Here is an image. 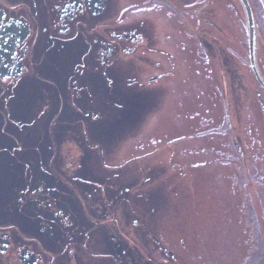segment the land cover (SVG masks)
Wrapping results in <instances>:
<instances>
[{
    "label": "flooded vegetation",
    "instance_id": "af4514ba",
    "mask_svg": "<svg viewBox=\"0 0 264 264\" xmlns=\"http://www.w3.org/2000/svg\"><path fill=\"white\" fill-rule=\"evenodd\" d=\"M237 1L236 8L230 6V10L237 20L240 35L230 34L229 39L223 41V49L228 54L226 59H232L241 69H248L261 88L250 62L245 10L241 0ZM246 1L255 25V67L264 82V0ZM194 7L198 9L191 11ZM162 8L168 10L167 15H162L159 10ZM219 10V0H0V121L6 125L0 126V135L6 140V144H0V264H94L96 258L89 248L102 250L105 247H109L111 254L106 253L103 259L97 256L102 263L123 264L126 250L119 253L123 242L132 244L136 250L134 264H204L200 257L189 255L190 242H200V237L188 239L190 231L185 228L188 225H183L182 232L172 239L167 235L168 229L163 233L156 228L155 210H141L137 202L133 209H124L125 191L121 181L114 184L96 176L99 181L93 182L86 168L95 146L67 145L71 149L66 151V157L77 158V161L60 160L62 144L48 146L45 152L52 154L53 161L49 155L50 161L45 167L41 159L43 136L39 132L45 122L42 103L48 102L49 96L39 83L43 84V63L52 51L56 69L53 82L56 136L67 131L63 123L70 121L75 116L73 113L81 115L82 119H97L94 113L98 102L114 99L109 92V71L116 68L123 70L121 77L128 85L124 86L123 79L116 87L130 91L135 84L148 95L142 87L147 73L156 71L158 79L168 77L167 60L178 64L180 58L181 72L184 78L186 76L182 87L186 104L189 91L194 89H189L187 83L192 55L198 53V59L201 55V63L207 66L213 59L208 55L210 49L216 54L221 51ZM187 13L191 14L190 21L185 20ZM155 19L170 21V25L164 26L165 36L154 34ZM173 28L180 33L172 31ZM133 69H136L134 74ZM211 85L207 89L210 90ZM257 96L264 111L263 99L260 94ZM28 99L32 100L30 109L20 126H30L27 133L30 131L38 138L35 144H27L23 137L22 144L12 146L9 143L15 139L11 130L12 105ZM226 117L230 121L229 112ZM243 121V117H239V122ZM229 131L230 127L211 129L195 137L220 134L230 139ZM234 139L225 149L229 152L224 153L236 166L225 175L233 174L237 165L244 172V184L240 190L235 187L236 193L246 201L248 225L259 248L264 250V161L253 166L254 161L244 152L238 137ZM15 153H20L23 160L14 161L13 167ZM179 162L174 163L171 156L170 169L178 168ZM218 163L230 164L224 159ZM102 164L103 170H109L110 165L104 158ZM19 167L22 171L15 173L13 168ZM102 173L99 170L95 175ZM14 174L18 182L13 181ZM132 195L135 199L139 196ZM130 213L134 217L128 222ZM165 215L168 221L174 216L171 212ZM129 225L135 229L133 236H130ZM51 243L54 249L50 250ZM146 249L152 250L154 255L148 256Z\"/></svg>",
    "mask_w": 264,
    "mask_h": 264
},
{
    "label": "rangeland",
    "instance_id": "374dc122",
    "mask_svg": "<svg viewBox=\"0 0 264 264\" xmlns=\"http://www.w3.org/2000/svg\"><path fill=\"white\" fill-rule=\"evenodd\" d=\"M237 3V0H219L220 10L217 18L220 20L221 51L216 54L210 49L208 55L213 56L214 60L212 59L207 66L201 63V55L199 59L198 53L192 55L187 83L189 89H194L189 91L186 104L182 96L186 76L184 78L182 75L180 58L178 64L167 60L170 72L168 77L151 81L159 73L156 71L147 73L145 80L142 81V87L149 92L148 95L139 90L135 84L131 86L130 91H126L127 88L124 87L120 89L116 87L118 81L120 83L123 79L124 86H128L127 80L121 77L123 70L120 68L118 71L116 68L109 71V92L114 99L98 102L94 113L97 114V119H82L81 115L73 113L75 116L63 123L67 131L56 136L54 133L56 132L54 126L56 101L53 85L56 80V69L52 51L43 63L45 71L43 84L39 83L49 96L48 102L42 103L45 122L39 132L43 136L41 145L44 147H42L44 153L40 155L45 167L49 155L50 160L53 161L52 154L45 152L48 151L46 148L48 146L62 144L63 153L60 158L62 161H77V158L66 157V151L71 149L68 146L76 144L95 146L86 168L87 173H91L93 182H98L101 177L107 178L114 184L121 181L125 191L124 209H133L137 202L141 210L149 208L155 210L156 228L163 233L168 229L167 235H171L172 239H176L177 233L182 232L183 225H188L185 227L190 231L187 233V238L191 240L193 236L200 237V242L195 240L190 242L189 255L200 257L201 263L204 264H260L264 259V250L259 248L260 245L256 242L247 222L244 209L246 201L236 193V188L240 190L244 184V172L237 165L233 174L230 175V172L225 175L236 166L234 160L224 153V151L229 152L225 149L234 143V137H238L240 146L254 161L253 166L264 161V111L257 96L260 94L264 102V92L248 69H241L231 61L232 59H226L228 54L223 49V41L229 39L230 34L240 35L239 25L230 10V6L236 8ZM197 9L198 7H194L191 11ZM159 10L162 11V15H167V9ZM190 16L191 14L187 13L185 20L190 21ZM171 20L173 21L172 18ZM165 24L170 25V21L165 23V19L162 21L155 19L153 32L157 37L166 35ZM176 25L179 27L178 24ZM172 31H175L174 28ZM176 32L180 33L179 29ZM83 47L86 48V45L84 44ZM135 71L136 69H133L132 73L134 74ZM209 84H212L210 90L207 89ZM203 90H206L204 95L201 94ZM29 92H31L30 88ZM51 100L50 105H46ZM31 101L28 99L23 103L12 105L11 130L15 138L9 142L12 146L22 144L23 137L27 144H35L38 138L30 131L29 134L27 133L30 126L26 124L20 126L25 122L23 119L30 109ZM201 102L204 103L203 107ZM226 109L230 121L227 120ZM239 117H243L242 123L239 122ZM0 126L1 128L6 126L3 120L0 121ZM229 127L230 139L220 134L195 137L211 129ZM84 134L90 136L85 137ZM4 142L6 140L4 141L0 135V144H6ZM171 156L174 163L181 161L179 167L173 170L169 167L170 163L168 164ZM12 157L13 162L23 160L20 159L22 158L20 153H15ZM102 158L112 168L109 166V170H103ZM223 159L230 164L218 163ZM99 170L103 173L95 175ZM13 171L20 173L22 169L13 168ZM63 171L68 172V169ZM217 173H219L218 177H216ZM58 174L61 175L59 169ZM15 175L13 181L18 182L19 179L16 181ZM133 193L139 196L135 199ZM150 195L153 197L150 198ZM215 197H217L216 201H214ZM168 212L174 214L170 221L165 215ZM133 217V213H130L128 222H131ZM129 229L130 236H133L132 231L135 229L132 225H129ZM51 249H54L53 244L50 245ZM122 249L126 250V255L122 257L123 264H134L137 252L132 248V244L129 246L128 243L123 242L119 253ZM90 250L93 258H96L94 264H105L104 261L102 263V259L106 253H110L109 247L102 250L89 248L88 251ZM147 252L148 256L154 255L150 249ZM141 258L143 259L144 256L141 255Z\"/></svg>",
    "mask_w": 264,
    "mask_h": 264
},
{
    "label": "water",
    "instance_id": "95a60500",
    "mask_svg": "<svg viewBox=\"0 0 264 264\" xmlns=\"http://www.w3.org/2000/svg\"><path fill=\"white\" fill-rule=\"evenodd\" d=\"M244 8H245V12L247 15V21H248V32H249V42H250V52H251V63L253 66V72L254 75L258 81V83L262 86L263 90H264V82L262 81V79L259 76V73L255 67V57H254V46H255V26H254V20H253V15H252V11L250 9V6L248 4V2L246 0H241Z\"/></svg>",
    "mask_w": 264,
    "mask_h": 264
},
{
    "label": "trees",
    "instance_id": "16d2710c",
    "mask_svg": "<svg viewBox=\"0 0 264 264\" xmlns=\"http://www.w3.org/2000/svg\"><path fill=\"white\" fill-rule=\"evenodd\" d=\"M260 264H264V261H262Z\"/></svg>",
    "mask_w": 264,
    "mask_h": 264
}]
</instances>
